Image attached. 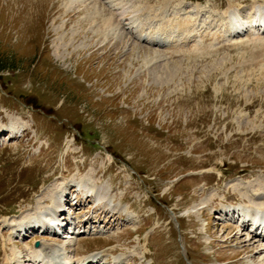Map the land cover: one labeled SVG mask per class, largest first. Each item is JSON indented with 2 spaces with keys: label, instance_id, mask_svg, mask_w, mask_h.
Masks as SVG:
<instances>
[{
  "label": "rangeland",
  "instance_id": "374dc122",
  "mask_svg": "<svg viewBox=\"0 0 264 264\" xmlns=\"http://www.w3.org/2000/svg\"><path fill=\"white\" fill-rule=\"evenodd\" d=\"M238 1L244 14L264 2ZM230 9L0 0V129L28 130L0 139V264H32L36 240L63 244L72 263L105 251L111 264H262L264 244L220 214L264 207V34H225ZM180 16L188 26L170 28L179 41L167 48L128 26ZM78 184L68 238L13 231L48 220Z\"/></svg>",
  "mask_w": 264,
  "mask_h": 264
},
{
  "label": "bare ground",
  "instance_id": "6f19581e",
  "mask_svg": "<svg viewBox=\"0 0 264 264\" xmlns=\"http://www.w3.org/2000/svg\"><path fill=\"white\" fill-rule=\"evenodd\" d=\"M228 2L230 5V8H231L230 10H233V11L228 10V12H230V16H229L228 12H226L227 13L226 15L228 17L227 20H229V21L226 24H224L222 27V28H224L223 32L224 31L226 32L225 34L229 33L230 35L235 36V35H240L241 33L247 32V31L256 32V31H261L264 29V2L260 3V4L254 3L253 7H251L250 9H247L248 11H246L245 16H244V9H241L240 7L234 8V9L239 8L241 10V12L234 11V9H232V7H234V6H240L238 0H228ZM114 3H115V1L113 2V4ZM175 22L176 23H170V24L163 22L161 24H158L156 27H154L153 25H150L147 23L144 24L143 26H140V25H137L136 22L131 21V24L128 26H129V29L132 30V33H134L135 36L140 41H143L147 44H153V45H157V46H161V47H171L174 44L175 39L171 35L170 28L172 29V31L175 29L180 31L181 27H183V26L187 27L188 26V24L185 23V20L182 19L181 16L176 17ZM154 25H155V23H154ZM62 27H65V25H63ZM109 29L107 27V31L105 32L106 38L110 36L108 34L110 32ZM99 32L100 31H97V33H99ZM129 34H131V33H129ZM113 35H114V33H113ZM180 41H181V39H180ZM182 44H185V43H182ZM3 134H4L3 130L0 129V137ZM61 193H62V197H63V195L65 194V191L62 190ZM234 209H236L238 211L237 213L240 214V216H242V218L239 219L240 220L239 222L234 221L233 224H236L235 226H233L234 229L239 227L238 232L240 235H242L241 237H244V236L247 237V234H248V236L252 235L253 237L252 238L250 237L252 240H258L259 242L264 244V239L260 238L257 234H254L253 233L254 230H253V228H251V224H253V227H256V228L258 227L259 231L264 232V218L262 216V213H264V207H262V206H261V208H259L258 206L257 207H251L248 205L245 206V205L241 204L237 207H234ZM231 211H233V210L230 209V213H232ZM225 216L227 217V215H225ZM52 220H54V219H52ZM227 220H228V218H224L225 223H227ZM29 221L30 220H28L27 222H29ZM251 221L253 223H251ZM27 222L26 221L21 222L19 225L15 226V229H17V231H19V230L21 231V229L26 231L27 229H29V225ZM58 228L60 230H62V227H58ZM29 230H31V229H29ZM250 242H251V240H250ZM61 247H64V246H58V245H53L51 243L49 244V243L43 242L39 249L33 248V251L30 253L31 258H30L29 262L33 263V264H72L71 259L68 256L67 249L61 248ZM263 253H264V249L261 251L260 254H263ZM18 255L19 254H17L15 256V262L17 264H24L25 261H22L21 256L18 257ZM107 256L108 255L104 251V252L98 253V256H96V257H94L93 255L83 257V258L77 260V263L78 264H109L108 260L106 261ZM114 263L115 264H122L120 257H115ZM262 264H264V259L262 260Z\"/></svg>",
  "mask_w": 264,
  "mask_h": 264
},
{
  "label": "water",
  "instance_id": "95a60500",
  "mask_svg": "<svg viewBox=\"0 0 264 264\" xmlns=\"http://www.w3.org/2000/svg\"><path fill=\"white\" fill-rule=\"evenodd\" d=\"M39 246V243H36V247H38Z\"/></svg>",
  "mask_w": 264,
  "mask_h": 264
}]
</instances>
